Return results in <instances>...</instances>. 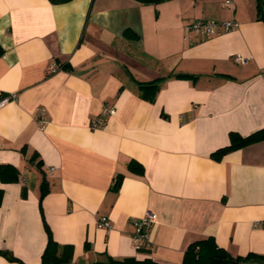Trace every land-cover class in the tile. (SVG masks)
<instances>
[{
  "label": "crops",
  "instance_id": "obj_1",
  "mask_svg": "<svg viewBox=\"0 0 264 264\" xmlns=\"http://www.w3.org/2000/svg\"><path fill=\"white\" fill-rule=\"evenodd\" d=\"M195 21L240 27L209 38L186 31ZM54 64L65 69L52 72ZM157 79L156 101L143 100L138 83ZM9 96L0 167L15 168L19 180L0 179V252L17 261L0 254V264H43L49 232L74 247L72 264H183L187 248L208 238L264 264V142L212 158L231 133L264 128L256 0H0V99ZM106 105L115 115L92 129ZM132 161L143 175L130 171ZM44 176L50 190L41 200ZM147 210L158 219L150 247L137 251L132 222ZM101 217L110 230L98 227Z\"/></svg>",
  "mask_w": 264,
  "mask_h": 264
},
{
  "label": "trees",
  "instance_id": "obj_2",
  "mask_svg": "<svg viewBox=\"0 0 264 264\" xmlns=\"http://www.w3.org/2000/svg\"><path fill=\"white\" fill-rule=\"evenodd\" d=\"M54 5H61L71 2L72 0H49ZM139 3L145 5H158L169 0H136ZM258 20L264 21V2L263 0H256ZM125 37H131L139 39V37L131 30H127L124 33ZM64 70L60 66V70ZM178 79H188L196 81L198 76L180 74L175 75ZM163 79H157L149 83H138V89L140 97L150 103L156 101L157 95L161 88V82ZM264 142V128L247 136L243 137L237 133H231L230 145L219 149L212 154V158L220 161L225 155L246 148L253 144ZM40 163L38 164V166ZM129 169L136 175H143L145 170L143 166L135 161L130 163ZM0 179L3 183H13L19 180L18 171L12 166L3 165L0 167ZM123 176L118 175L113 182L112 190L118 191L121 187ZM49 184L46 177H43L41 184V200L49 193ZM2 201V192L0 191V204ZM49 242L47 248L43 254V264H72L74 247L71 245H60L53 240L51 233L49 232ZM3 256L7 257L10 261H17V259L10 252H0ZM257 258L256 256L249 255L247 257H233L226 250L221 249L215 243L213 238H208L200 242L190 245L186 252L183 264H254L252 260ZM258 259L264 260V257ZM95 264H160L152 259L137 260L136 258H126L124 260H114L108 258L106 262H99Z\"/></svg>",
  "mask_w": 264,
  "mask_h": 264
},
{
  "label": "built area",
  "instance_id": "obj_3",
  "mask_svg": "<svg viewBox=\"0 0 264 264\" xmlns=\"http://www.w3.org/2000/svg\"><path fill=\"white\" fill-rule=\"evenodd\" d=\"M227 4H230V1H227ZM240 27V24L237 21H220V22H203V21H195L188 25H186V31L195 32L202 36L206 37H217L223 34L230 33L237 28ZM235 62L240 64H247L248 59L243 58L241 56L235 57ZM60 70V66L54 64L51 67L52 72H56ZM15 96L4 97L0 99V108L4 106L9 100L15 99ZM38 114L42 117L41 123H45V112L43 110H38ZM115 115V109L109 105H106L103 111V114L97 118H95L91 123L92 129H100L104 128L107 125V118ZM55 168H50L49 173L53 174ZM158 216L152 210H147L142 218L134 220L132 222L134 227V232L132 236L134 249L145 250L150 247L149 240V230L157 221ZM98 227L101 229L110 230L113 225L112 222L107 217H101L98 222Z\"/></svg>",
  "mask_w": 264,
  "mask_h": 264
}]
</instances>
